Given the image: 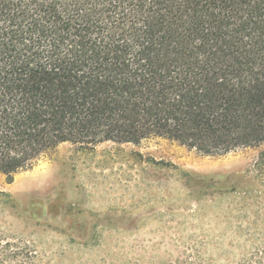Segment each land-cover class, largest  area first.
Returning a JSON list of instances; mask_svg holds the SVG:
<instances>
[{"label": "trees", "instance_id": "1", "mask_svg": "<svg viewBox=\"0 0 264 264\" xmlns=\"http://www.w3.org/2000/svg\"><path fill=\"white\" fill-rule=\"evenodd\" d=\"M157 138L264 144V0H0L1 174L62 144ZM0 264L37 254L0 243Z\"/></svg>", "mask_w": 264, "mask_h": 264}, {"label": "rangeland", "instance_id": "2", "mask_svg": "<svg viewBox=\"0 0 264 264\" xmlns=\"http://www.w3.org/2000/svg\"><path fill=\"white\" fill-rule=\"evenodd\" d=\"M0 243L30 247L38 264H255L264 144L219 156L158 138L62 144L0 173Z\"/></svg>", "mask_w": 264, "mask_h": 264}]
</instances>
